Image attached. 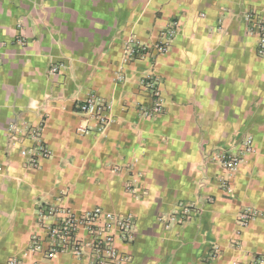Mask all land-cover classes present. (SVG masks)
<instances>
[{"label": "crops", "instance_id": "1", "mask_svg": "<svg viewBox=\"0 0 264 264\" xmlns=\"http://www.w3.org/2000/svg\"><path fill=\"white\" fill-rule=\"evenodd\" d=\"M248 13L264 24V0H0V264L45 236L46 203L132 214L119 264H264V214L238 222L246 209L264 213V55ZM172 20L180 28L166 53L125 59L129 37L153 45ZM148 73L165 103L151 118L140 109L151 104L139 86ZM92 93L110 105L104 129L77 110ZM14 122L42 127L52 155L38 168L21 153L37 141L24 131L11 141ZM218 151L241 155L236 171ZM180 202L197 211L165 227L159 217ZM25 260L82 263L69 253Z\"/></svg>", "mask_w": 264, "mask_h": 264}, {"label": "built area", "instance_id": "2", "mask_svg": "<svg viewBox=\"0 0 264 264\" xmlns=\"http://www.w3.org/2000/svg\"><path fill=\"white\" fill-rule=\"evenodd\" d=\"M252 31L258 34L257 52L264 55V24L252 13L246 15ZM180 28L179 20H172L163 30L160 39L153 45L141 42L138 38L132 36L125 41V59H143L154 51V56L166 53ZM23 42V41H22ZM56 72L58 67H52ZM119 80L124 76L120 74ZM160 77L153 73H148L140 77L139 86L145 89L151 99L150 106H140L145 117L151 118L157 114L163 113L165 103L160 87ZM110 108L109 103L98 95L92 93L86 99L78 104L77 110L95 119L104 129L110 122L107 112ZM88 127H79L81 134L90 132ZM23 131L31 138L37 141L35 150L24 148L21 153L27 157L28 164L38 168L40 159L48 158L52 151L42 140V127H33L24 124L23 130L19 125L9 124V133L11 141L17 140L19 134ZM252 137L247 136L244 141V150L252 151ZM213 159L219 162L229 173L236 171L242 157L240 154L218 151L213 154ZM225 188L230 191L227 182H223ZM197 211L194 203L178 204V209L166 216H160L159 221L165 227L181 223L191 219ZM263 212L246 209L239 215L240 227H245L251 219L263 215ZM39 219L46 231L45 236L33 234L23 257H11L6 264H28L25 257L29 254H40L45 259H52L59 254L69 253L79 258L81 264H119L128 259V257L118 250L116 243L131 242L135 238L136 222L132 214H116L105 211L101 207H95L89 211L78 214L69 207L59 204L46 203L39 210ZM219 254L218 247L213 249L212 256ZM245 264H262V259L258 257L253 262Z\"/></svg>", "mask_w": 264, "mask_h": 264}]
</instances>
